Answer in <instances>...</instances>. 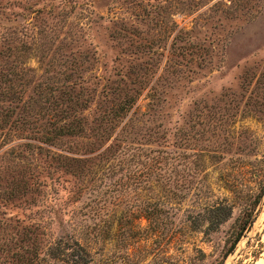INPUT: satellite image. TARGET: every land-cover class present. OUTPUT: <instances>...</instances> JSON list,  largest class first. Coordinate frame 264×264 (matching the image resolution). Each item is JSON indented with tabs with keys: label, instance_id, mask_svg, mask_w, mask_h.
Here are the masks:
<instances>
[{
	"label": "rangeland",
	"instance_id": "1",
	"mask_svg": "<svg viewBox=\"0 0 264 264\" xmlns=\"http://www.w3.org/2000/svg\"><path fill=\"white\" fill-rule=\"evenodd\" d=\"M0 92V264H264V0H0Z\"/></svg>",
	"mask_w": 264,
	"mask_h": 264
},
{
	"label": "trees",
	"instance_id": "2",
	"mask_svg": "<svg viewBox=\"0 0 264 264\" xmlns=\"http://www.w3.org/2000/svg\"><path fill=\"white\" fill-rule=\"evenodd\" d=\"M9 58L10 57L7 56V59ZM131 101H132L131 97H129V100L126 98L124 102L121 104L120 106L121 108H119V110L116 113H113L112 117L108 118L107 124L108 122L112 121V119L117 120L122 114L120 112L131 106ZM62 112L67 113L66 111H62ZM82 119H83L82 117H78L77 120H72L69 122L68 125L59 127V129L57 130L55 129L52 132L48 130V132L43 133L40 136L39 141L42 143L48 144V142L51 141L55 137V133L56 135H59V136L60 135L61 136H76L78 134L83 133V131H85V122L82 121ZM1 121H3L4 123L7 122L6 119H3V117L1 118ZM109 130H110L109 128L108 130L107 129L102 130L99 134L100 135L99 138H105L106 140L108 137H110L111 132L109 134ZM23 187H26L25 183L23 184ZM256 202L258 201H255V203ZM209 211H210V216L208 220L209 221L211 220L210 223H215L218 226L221 225L223 222H225L232 213V210L230 209L229 206L228 207L212 206L209 209ZM155 215L156 214L153 212L151 214V218L152 217L154 218ZM247 226H248L247 223H242L238 227V229L235 231V233H233L234 236L232 238V242L229 246L228 252L226 253V257H228V255L231 252L235 251L240 238L243 236V232L247 229ZM50 254L52 255L53 259L60 260L64 264H92L93 263L91 253L88 252L86 248L83 247V245L79 241L74 244H70L67 242L64 243L63 241H59L56 244V246L51 249ZM218 264H222V262Z\"/></svg>",
	"mask_w": 264,
	"mask_h": 264
}]
</instances>
